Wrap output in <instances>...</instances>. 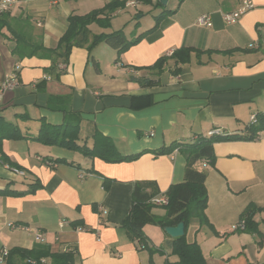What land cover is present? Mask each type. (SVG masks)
I'll use <instances>...</instances> for the list:
<instances>
[{
	"label": "crops",
	"instance_id": "crops-1",
	"mask_svg": "<svg viewBox=\"0 0 264 264\" xmlns=\"http://www.w3.org/2000/svg\"><path fill=\"white\" fill-rule=\"evenodd\" d=\"M159 1L18 0L5 14L0 84L14 70L19 84L3 95L0 135L12 129L21 138L0 140V190L22 192L36 182L40 188L24 196H0V251L42 245L16 228L26 227L40 232L43 246L52 253L74 251V264L177 260L171 255L173 239L160 228L142 229L148 247L158 251L151 255L138 251L119 224L130 210L136 182H155L164 193L184 181V157L179 152L156 156L154 151L175 141L191 143L212 130L242 134L252 115L264 114V0H252L253 9L230 25L222 14L235 11L241 0H167L165 7ZM112 2H125V7L113 13L108 28L90 25L89 41L117 30L126 35L128 22L113 28L123 12L162 9L145 30L135 24V37L156 29L124 51L118 62L116 52L102 42L90 50L87 45L72 48L65 68L52 73L49 59H19L13 53L20 35L54 49L70 15H85ZM163 11L173 13L157 20ZM204 14L210 15L209 27L197 24ZM181 48L195 51L188 63L178 65L168 58L161 72L153 68ZM131 78L157 83L143 87ZM64 111L80 118L79 146L91 148L97 134L109 138L121 155L143 154L112 164L33 140L41 120L62 125ZM213 152L212 163L201 162L198 169L206 174L205 215L217 234L192 221L186 240L199 245L206 264H264V211L255 217L261 237L232 231L248 205L264 209V132L254 141L216 142ZM72 222H81L86 230L73 228Z\"/></svg>",
	"mask_w": 264,
	"mask_h": 264
},
{
	"label": "trees",
	"instance_id": "trees-1",
	"mask_svg": "<svg viewBox=\"0 0 264 264\" xmlns=\"http://www.w3.org/2000/svg\"><path fill=\"white\" fill-rule=\"evenodd\" d=\"M139 3L151 4V0H137ZM125 2H112L101 9L93 10L85 15H70L67 18V27L60 37L57 46L54 49L45 48L42 44L34 43L23 35L17 36L16 45L13 53L19 58L45 57L51 61V67L48 72L52 73L59 70L60 65L66 66L72 48L86 46L88 50L102 42L116 52V62L119 56L136 45L147 33L153 32L156 27L128 39L123 30H117L109 34L93 35L89 41V26L96 24L101 28H108L113 13L118 9H124ZM173 12L163 11L156 19L162 16L172 14ZM6 15L0 16V30L7 27ZM195 52L190 48H181L173 51L170 55L160 58L154 65L157 72H161L168 58L174 59L176 64H186L190 60L191 53ZM178 70L174 71V74ZM140 86H153L157 82L154 80H141L131 78ZM64 122L62 125H49L41 120L38 134L33 138L34 141L46 146H59L71 151L79 152L84 157L94 159L98 158L107 163H123L137 160L140 154L121 155L116 150L112 141L101 135H94L91 148L79 146L77 144L79 136L78 114L64 111ZM255 122L245 127L242 134L217 135V136H197L191 143L171 142L166 147L153 152L156 156L170 155L173 152H179L185 159L184 181L182 184L173 185L164 193H161L155 182L139 181L134 184L131 196V207L119 227L124 230L127 238L135 244L138 251L148 250L152 255L156 250L148 247V240L142 229L146 225H153L161 230L166 227L176 226L179 223L184 225V235L172 240L171 255L177 258L174 262L165 264H206L201 249L196 242H187L186 233L192 221H196L199 226H206L213 234H217L212 225L208 222L205 210L207 207L208 196L205 189L206 174L198 169L201 162L212 163L214 159L213 144L219 141L242 140L254 141L261 132H264V114H256ZM11 128L10 124H4ZM3 138L18 139L21 135L18 131L10 129L9 134H1ZM61 162V161H57ZM55 164V163H54ZM40 188L39 183L28 186L27 190L14 192L0 190V196H24L33 194ZM158 196H164L167 199V205H155L152 200ZM155 208H162L165 214L159 217L153 213ZM264 209L248 205L240 215L238 224H242V232L258 235L261 233L258 229V223L255 219L257 213ZM73 228L85 229L81 222H72ZM86 230V229H85ZM74 251H64L52 253L48 247L36 245L32 249L12 248L8 251L4 264H74ZM44 260V263H41ZM153 264V263H151Z\"/></svg>",
	"mask_w": 264,
	"mask_h": 264
},
{
	"label": "built area",
	"instance_id": "built-area-1",
	"mask_svg": "<svg viewBox=\"0 0 264 264\" xmlns=\"http://www.w3.org/2000/svg\"><path fill=\"white\" fill-rule=\"evenodd\" d=\"M18 3V0H0V16L3 14H6L10 11V9ZM54 3V2H53ZM254 7V4L252 0H241L239 7L230 13H225L222 14V20L225 24L230 25L236 23L242 16H244L248 11L252 10ZM211 18L209 14H204L201 15L197 19V24L199 26L203 27H209L211 25ZM19 66L16 65L15 69H18ZM59 68L63 70L65 68L64 65H60ZM18 76L16 71H12L11 73L5 75L3 81L0 84V104L2 103L3 100V95L7 91H12L18 86ZM250 122L253 123L255 122V116L252 115L250 117ZM221 135V132L219 130H212L207 133V136H217ZM48 165H52L51 163H48ZM16 174L23 175L22 172L20 171H15ZM152 202L155 205L158 206H165L167 205V199L164 196H158L152 200ZM101 208H99V211L101 212ZM62 223L60 224L61 227ZM9 227L15 228L16 226L13 224H9ZM19 228L20 230H23L24 232H27L29 234H32L34 240L38 244H45V239L42 236L40 232H32L29 230V228L26 227H16ZM244 229V226L242 224H237L232 227V231H242ZM77 230L82 231L83 229L78 228ZM8 251L3 249L0 251V264L5 263V259L7 257ZM41 263H44V260H41Z\"/></svg>",
	"mask_w": 264,
	"mask_h": 264
},
{
	"label": "rangeland",
	"instance_id": "rangeland-1",
	"mask_svg": "<svg viewBox=\"0 0 264 264\" xmlns=\"http://www.w3.org/2000/svg\"><path fill=\"white\" fill-rule=\"evenodd\" d=\"M171 7V5H169ZM140 11L139 13L137 11ZM162 9H153V8H138L137 10H129L127 12H123L121 16H118L113 21L114 30L120 29L125 22H128V25L125 29V33L128 39H132L135 37L134 31L136 29V25L140 27L141 30H145L149 25L154 23V16H157ZM142 16V17H141ZM124 20V22H123ZM117 26V27H116ZM96 29V28H95ZM104 47V46H103ZM154 210L160 211L162 213L165 212L162 208H155ZM165 264V263H164Z\"/></svg>",
	"mask_w": 264,
	"mask_h": 264
},
{
	"label": "water",
	"instance_id": "water-1",
	"mask_svg": "<svg viewBox=\"0 0 264 264\" xmlns=\"http://www.w3.org/2000/svg\"><path fill=\"white\" fill-rule=\"evenodd\" d=\"M159 3L165 7L167 0H160ZM163 231L168 237L175 239L184 235V225L179 223L176 226L166 227L163 229Z\"/></svg>",
	"mask_w": 264,
	"mask_h": 264
}]
</instances>
